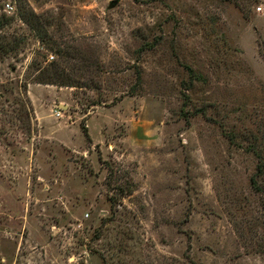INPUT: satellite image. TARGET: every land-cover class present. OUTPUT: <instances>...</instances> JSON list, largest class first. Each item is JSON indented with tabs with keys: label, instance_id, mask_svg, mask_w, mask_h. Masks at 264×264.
Masks as SVG:
<instances>
[{
	"label": "rangeland",
	"instance_id": "rangeland-1",
	"mask_svg": "<svg viewBox=\"0 0 264 264\" xmlns=\"http://www.w3.org/2000/svg\"><path fill=\"white\" fill-rule=\"evenodd\" d=\"M12 1L0 264H264V0Z\"/></svg>",
	"mask_w": 264,
	"mask_h": 264
},
{
	"label": "built area",
	"instance_id": "built-area-1",
	"mask_svg": "<svg viewBox=\"0 0 264 264\" xmlns=\"http://www.w3.org/2000/svg\"><path fill=\"white\" fill-rule=\"evenodd\" d=\"M0 12L1 14L7 15L9 17H13L16 15L17 10L12 0H2V6L0 8ZM257 12H262V8L258 7ZM54 116L56 118H61L62 116L61 111L56 109Z\"/></svg>",
	"mask_w": 264,
	"mask_h": 264
},
{
	"label": "trees",
	"instance_id": "trees-1",
	"mask_svg": "<svg viewBox=\"0 0 264 264\" xmlns=\"http://www.w3.org/2000/svg\"><path fill=\"white\" fill-rule=\"evenodd\" d=\"M34 18V20H35V22H37V24L36 25H38V17H36L35 15H33L31 18H30V21L32 20ZM3 24H0V26H2ZM34 23H32V26L34 27ZM35 25V26H36ZM35 29V28H34ZM1 46V45H0ZM10 51V50H9ZM58 75H60L59 77H61L60 78V81H56V84L55 85H60V86H64V87H72L71 85H72V83L70 82L71 80L69 79V78H65V76H64V74L63 73H61V72H58ZM42 79V78H41ZM39 80V82L40 81H42V80ZM40 83H43V82H40ZM39 83V84H40ZM46 84H50V83H46ZM54 83H52L51 85H53ZM94 107V106H93ZM82 131H83V133L85 134V136L87 137V130H86V126L85 125H83L82 124ZM259 170L261 171V168L259 167ZM261 173V175L263 176L264 175V173H262V172H260ZM255 180H253V184L254 185H257V182L255 181Z\"/></svg>",
	"mask_w": 264,
	"mask_h": 264
},
{
	"label": "crops",
	"instance_id": "crops-1",
	"mask_svg": "<svg viewBox=\"0 0 264 264\" xmlns=\"http://www.w3.org/2000/svg\"><path fill=\"white\" fill-rule=\"evenodd\" d=\"M72 112H74V114H81V112L78 110H74ZM35 115H36L35 121H37L38 123H41L42 120L44 119V117L42 115H40V112L38 110L35 111ZM87 125H88L87 127L90 128V121L89 120L87 121Z\"/></svg>",
	"mask_w": 264,
	"mask_h": 264
},
{
	"label": "water",
	"instance_id": "water-1",
	"mask_svg": "<svg viewBox=\"0 0 264 264\" xmlns=\"http://www.w3.org/2000/svg\"><path fill=\"white\" fill-rule=\"evenodd\" d=\"M62 109L64 110V109H66V107H63Z\"/></svg>",
	"mask_w": 264,
	"mask_h": 264
}]
</instances>
